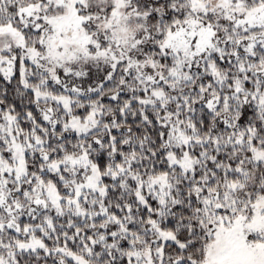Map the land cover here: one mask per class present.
Listing matches in <instances>:
<instances>
[{
    "label": "snow or ice",
    "instance_id": "6c2138e0",
    "mask_svg": "<svg viewBox=\"0 0 264 264\" xmlns=\"http://www.w3.org/2000/svg\"><path fill=\"white\" fill-rule=\"evenodd\" d=\"M0 264H264V0H0Z\"/></svg>",
    "mask_w": 264,
    "mask_h": 264
}]
</instances>
